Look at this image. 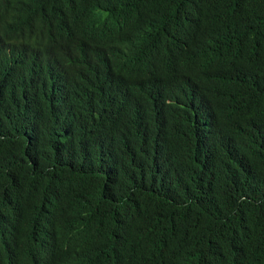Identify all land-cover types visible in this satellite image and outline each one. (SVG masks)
<instances>
[{"label": "trees", "instance_id": "16d2710c", "mask_svg": "<svg viewBox=\"0 0 264 264\" xmlns=\"http://www.w3.org/2000/svg\"><path fill=\"white\" fill-rule=\"evenodd\" d=\"M0 264H264V0H0Z\"/></svg>", "mask_w": 264, "mask_h": 264}]
</instances>
